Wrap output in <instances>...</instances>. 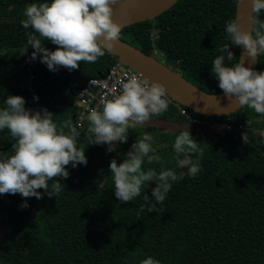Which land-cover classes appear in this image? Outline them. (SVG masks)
<instances>
[{"label":"trees","instance_id":"trees-1","mask_svg":"<svg viewBox=\"0 0 264 264\" xmlns=\"http://www.w3.org/2000/svg\"><path fill=\"white\" fill-rule=\"evenodd\" d=\"M40 2L44 0H0V53L8 50L12 56L3 67L9 81L15 82L0 91V108L8 95H22L26 108L36 111L39 104V110L47 108L55 120L71 119L75 124L74 93L86 79L105 73L116 57L106 53L95 63L81 61L78 69L69 71V79L63 73L53 81L62 69L55 73L39 61L32 69V90L22 89L25 72H9L31 49L25 33L32 29L20 23L23 12L29 4ZM236 3L177 0L155 18L124 27L120 39L147 54L157 46L165 60L178 62L185 79L203 91L218 93L222 90L212 62L221 54L219 49L230 44L224 29L235 18ZM260 18L264 19V11ZM152 29H156L155 39ZM43 44L53 51L57 47L47 40ZM231 50L238 60L239 47ZM256 70L264 71V55L258 58ZM160 116L183 122L172 107ZM227 116L233 124L251 119V125L264 128V116L247 107L229 115L204 117L213 121ZM88 126L84 123L78 129L88 162L67 166L70 175L61 178L65 189L58 199L49 198L43 189L38 190L42 199L0 194V219L8 225L0 237V264H140L148 256L160 264H264V133L248 134L245 144L243 134L237 132L190 126L168 132L152 128L154 147L165 168H175L172 144L188 128L204 154L198 157L202 170L197 177L186 175L176 182L161 211L148 213L140 212V205L143 194L151 197L155 181L136 200L122 203L115 195L109 167L113 159L123 162L145 129H129L127 142H117L109 153L107 144L88 145ZM14 142L7 129L0 130V152L11 154ZM145 167L160 169L159 164ZM25 202L28 207H21Z\"/></svg>","mask_w":264,"mask_h":264},{"label":"clouds","instance_id":"clouds-1","mask_svg":"<svg viewBox=\"0 0 264 264\" xmlns=\"http://www.w3.org/2000/svg\"><path fill=\"white\" fill-rule=\"evenodd\" d=\"M115 3L116 0H44L29 4L20 23L24 29H32L25 33L27 45L34 49L30 59L39 58L50 71L59 67L76 70L81 61L95 63L106 53L111 54L124 27L113 19ZM262 11L264 0H251L250 30L242 26L240 16L226 22L224 31L230 44L219 49L221 54L213 60L212 72L231 102L264 116V71L245 66L244 62L245 54L253 63L264 55ZM45 40L58 47L50 50L44 46ZM232 46L244 49L238 60ZM120 85L119 94L102 99L101 107L90 109L87 116L88 145L107 144L109 153L115 150L117 142H127L129 129L136 130L152 117L167 112L171 103L166 85L159 81L149 83L131 74ZM4 105L0 108V130L7 129L15 142L11 154L0 152V194L19 193L24 198L42 199L43 193L38 190L43 189L49 198L58 199L65 189L61 178L66 180L70 175L67 166L75 168L88 162L86 147L80 143L79 125L71 119L55 120V114L47 108H26L22 95H8ZM242 139L248 144L247 133ZM156 143L145 132L131 145L122 163L113 159L109 165L115 195L122 203L136 200L155 181L151 197L143 194L140 212L159 213L173 185L186 175L197 177L202 170L198 157L203 156L204 149L189 128L181 131L172 144L175 168L164 167V160L154 147ZM154 164L160 165L159 171L145 167ZM21 207L28 205L25 202ZM140 264L160 261L148 256Z\"/></svg>","mask_w":264,"mask_h":264},{"label":"water","instance_id":"water-1","mask_svg":"<svg viewBox=\"0 0 264 264\" xmlns=\"http://www.w3.org/2000/svg\"><path fill=\"white\" fill-rule=\"evenodd\" d=\"M176 2L177 0H143L138 2L116 0L113 5V19L127 27L155 18ZM237 16H240L242 26L250 30L252 24L250 18L251 0H237L235 17ZM243 53L244 49L239 47V57ZM111 55L115 56L121 64L134 69L148 81L163 83L166 85L168 94L173 99L198 113L221 116L232 114L241 108L238 103L231 102L223 91L209 93L199 89L181 74L154 58V52L147 54L134 45L120 39ZM244 62L245 66H250L256 70L258 59L253 63L245 54ZM69 71L68 68L62 67V72L56 75L52 81L59 78L63 73L66 74V79H69ZM49 82L37 89L36 95ZM36 110H39V104H37Z\"/></svg>","mask_w":264,"mask_h":264},{"label":"built area","instance_id":"built-area-1","mask_svg":"<svg viewBox=\"0 0 264 264\" xmlns=\"http://www.w3.org/2000/svg\"><path fill=\"white\" fill-rule=\"evenodd\" d=\"M153 35L156 37L155 34ZM154 37L153 39H155ZM44 46L47 47L46 45ZM33 51L34 49L31 48L30 51L26 53L9 72V75H13L17 71L25 72L23 84L30 90H32L30 87L33 79L32 69L34 65L40 61L39 58L36 60L30 59ZM131 74L141 76L134 69L121 64L116 58V62L112 64L105 73L86 79L82 86L74 93L73 97V106L75 107L73 120L75 124L82 126L84 123H89L87 120L89 110L92 108H100V101L102 99H110L112 96L119 94L121 90L120 82L122 80H126V76ZM148 82L151 83L150 81ZM168 96L171 100L169 107H172L183 122L188 124L190 127L202 128L211 132L228 131L237 132L239 134L264 133L262 132L264 128L259 129L251 125V119L240 124L231 123L228 116L225 119H217L213 121L206 120L204 117L206 115L198 113L181 104L173 99L169 94Z\"/></svg>","mask_w":264,"mask_h":264},{"label":"rangeland","instance_id":"rangeland-1","mask_svg":"<svg viewBox=\"0 0 264 264\" xmlns=\"http://www.w3.org/2000/svg\"><path fill=\"white\" fill-rule=\"evenodd\" d=\"M153 37H154V35H153ZM0 52H2V51H0ZM152 52L155 53V55H153L154 58H156L158 61L162 62L164 65L170 67L172 70H175L176 72L181 74L179 71V68H178V64H177L178 62L173 63V62H169V61L165 60L163 53L161 52V50L157 46H155V48L152 49ZM11 57L12 56H9L8 50H6V51L3 50V53H0V80L3 81L2 83H0V91L6 89V87L9 86L6 84L11 81V80L9 81V77H6V71L4 70V67H3L4 61L10 60ZM60 68L61 67H59L54 72H57ZM4 75H5V78H4ZM22 87H23V89H26V85H24L23 83L21 84V88ZM161 117L162 116H154L152 118H155V119H150L145 125L139 126V127L145 129V132H148L151 135L152 128H156L162 132H168V131H174L178 128H185V127L189 126L188 124H185L184 122H183L184 124H175V122H171V121H169L167 119H163ZM260 120H261V117L258 118V121H260ZM262 132H264V130H262ZM260 134H263V133H260ZM7 229H8V225H5V223H2L1 219H0V237H1L2 233L4 231H6Z\"/></svg>","mask_w":264,"mask_h":264},{"label":"crops","instance_id":"crops-1","mask_svg":"<svg viewBox=\"0 0 264 264\" xmlns=\"http://www.w3.org/2000/svg\"><path fill=\"white\" fill-rule=\"evenodd\" d=\"M10 70V69H9ZM7 75H8V73H6V77H7ZM4 78H5V75H4ZM2 79V78H1ZM11 84H15V82H14V80H11L9 83H7L6 85H11ZM21 87V86H20ZM22 89H23V87H22ZM161 118H163V119H166V118H164V117H161ZM151 119H155V118H151ZM168 120V119H167ZM170 121V120H169ZM172 122V121H171ZM175 124H184L183 122H175ZM186 124V123H185ZM153 129H156V128H153ZM156 130H158V129H156Z\"/></svg>","mask_w":264,"mask_h":264},{"label":"flooded vegetation","instance_id":"flooded-vegetation-1","mask_svg":"<svg viewBox=\"0 0 264 264\" xmlns=\"http://www.w3.org/2000/svg\"><path fill=\"white\" fill-rule=\"evenodd\" d=\"M155 32H156V29H153V34H154ZM155 36H157L156 33H155ZM153 49H154V48H153ZM161 52H162V51H161ZM60 69H62V67H61ZM60 69H59V70H60ZM59 70H58V71H59ZM58 71H57V72H58ZM53 72H54V71H53ZM55 73H56V72H55Z\"/></svg>","mask_w":264,"mask_h":264},{"label":"bare ground","instance_id":"bare-ground-1","mask_svg":"<svg viewBox=\"0 0 264 264\" xmlns=\"http://www.w3.org/2000/svg\"><path fill=\"white\" fill-rule=\"evenodd\" d=\"M132 2H138V1H143V0H131Z\"/></svg>","mask_w":264,"mask_h":264}]
</instances>
